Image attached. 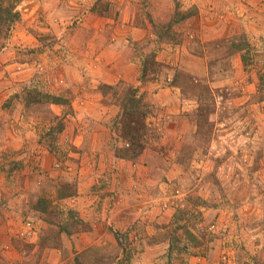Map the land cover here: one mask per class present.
I'll return each instance as SVG.
<instances>
[{
	"label": "rangeland",
	"instance_id": "374dc122",
	"mask_svg": "<svg viewBox=\"0 0 264 264\" xmlns=\"http://www.w3.org/2000/svg\"><path fill=\"white\" fill-rule=\"evenodd\" d=\"M17 10L9 34L0 18V264H264V0ZM119 37L139 78L100 86L107 117L64 75Z\"/></svg>",
	"mask_w": 264,
	"mask_h": 264
},
{
	"label": "crops",
	"instance_id": "0c3cea01",
	"mask_svg": "<svg viewBox=\"0 0 264 264\" xmlns=\"http://www.w3.org/2000/svg\"><path fill=\"white\" fill-rule=\"evenodd\" d=\"M103 24V23H102ZM124 38V37H123ZM122 37H119L120 44L118 42H111L107 46L104 47V53L103 54L106 59H104V56L99 59L97 57L95 60H91L90 55L87 57H81V60L79 59L78 61H74V63H70L68 67V75H64L67 77L69 86L75 87L76 86V91L82 89L85 91V95L89 96L88 100H84L87 102L86 107H97L95 113H104L107 117L110 115L107 114L108 109H98L101 106L100 103L97 101H100L99 98V89L100 86L107 84V85H115L118 84L120 81L125 80L128 83H135L138 81L139 78V70L138 65L136 68H134L133 72L130 71H124V66L127 65V61L124 63L123 58L126 60L127 57H123V49H122V44H123V39ZM126 44V39L124 40ZM87 50V49H86ZM102 52V51H101ZM115 54L113 55V53ZM77 58V57H76ZM129 64L132 65V54L130 58H128ZM119 62V64L117 63ZM132 68V67H131ZM79 69L81 70L82 73L79 74ZM65 77V78H66ZM2 89V88H1ZM0 89V90H1ZM78 89V90H77ZM151 87H143L141 88V91L147 93L150 98L152 99L151 101H154L157 99V95H155V92L150 91ZM13 94V90L11 93H9L7 90L1 92L0 95V101H6L10 95ZM161 94V93H160ZM158 94V96L160 95ZM167 94V93H166ZM7 97V98H6ZM96 97L97 100H96ZM88 115L94 116L93 111L87 110ZM104 117V115H103ZM9 144V143H8ZM10 145V148L11 144ZM5 148V147H4ZM85 234V233H82ZM107 242V241H106ZM105 243V242H104ZM102 248L107 249L106 245L102 246ZM147 252H154L152 249H148ZM158 252V251H155Z\"/></svg>",
	"mask_w": 264,
	"mask_h": 264
},
{
	"label": "trees",
	"instance_id": "16d2710c",
	"mask_svg": "<svg viewBox=\"0 0 264 264\" xmlns=\"http://www.w3.org/2000/svg\"><path fill=\"white\" fill-rule=\"evenodd\" d=\"M25 0H0V18L6 21V34L10 33L12 26L21 18V12L17 10L18 6ZM30 7H26L27 11ZM3 29L0 27V33ZM134 97L140 98L138 88H134ZM141 99V98H140ZM137 102V101H136ZM140 102V101H138Z\"/></svg>",
	"mask_w": 264,
	"mask_h": 264
}]
</instances>
